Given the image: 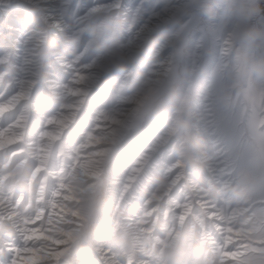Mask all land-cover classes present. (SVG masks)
<instances>
[{
  "label": "snow or ice",
  "instance_id": "snow-or-ice-1",
  "mask_svg": "<svg viewBox=\"0 0 264 264\" xmlns=\"http://www.w3.org/2000/svg\"><path fill=\"white\" fill-rule=\"evenodd\" d=\"M29 2L26 75L15 90L8 79L14 66L0 59V65L5 66L0 73V255L11 251V264H65L69 259L71 264H164L162 250L180 229L191 226L199 239L210 245L208 258L213 264L264 260V82L254 71L238 79L246 64L236 53L240 42L232 18L223 15L222 69L227 70L228 90L246 116L249 140L244 163L255 179L252 195L244 200L235 198L233 188L240 175L234 185L224 183L219 194L200 185L199 173L178 152L191 135L190 129L180 127L185 119L181 106L171 109L169 126L135 161L117 199L110 201L108 169L115 146L128 130L152 116L151 109L166 101L177 83L176 60L185 26L170 36L163 33L189 10L204 9V2L152 0L154 11L145 22L123 16L120 0H107L83 15L71 16L68 9L72 0ZM75 3L79 10L85 0ZM24 8L23 0L16 4L17 19L23 17ZM123 33L129 34L126 41ZM66 37L76 38L77 43L69 52L57 51L52 56L72 72L71 80L63 86L60 110L33 130L25 102L36 83L44 79L38 51L50 39L63 42ZM14 38V28L0 33V45L10 47ZM153 38L158 39L157 47L154 53L145 54L143 63L150 78L147 86L138 88L118 110L97 113L93 128L73 144L70 138L92 85L106 73V61L117 43L132 64L139 62L138 49ZM261 55L264 50L251 52L254 60ZM88 57L91 59L85 62ZM241 83L244 91L238 86ZM167 146L179 158L169 167L167 180L148 192L142 181L150 179L146 176L149 162ZM197 160L207 165L208 157L197 155ZM177 191L186 194L183 202L173 198ZM229 194L226 206L220 207L217 197ZM141 196L142 207L137 212L136 200ZM129 228L133 229L131 244L112 243L113 236ZM15 232L21 234L23 247L8 246L5 237Z\"/></svg>",
  "mask_w": 264,
  "mask_h": 264
},
{
  "label": "rangeland",
  "instance_id": "rangeland-1",
  "mask_svg": "<svg viewBox=\"0 0 264 264\" xmlns=\"http://www.w3.org/2000/svg\"><path fill=\"white\" fill-rule=\"evenodd\" d=\"M95 2L96 0H85L84 5L77 10L75 0H72V5L68 9L69 16L73 13L83 15L92 5L96 6L97 4L107 2V0L99 3ZM211 2L215 5V14L208 13L204 9L189 10L183 18L169 25L163 35L170 36L182 26H185L183 40L181 42V52L176 60V103L182 101L187 102L185 107V119L188 120L191 125L190 132L192 135L196 133L195 130L198 129L196 126H193L192 109H202L205 107L202 106L203 104H207V101L211 102L210 107L212 110L205 111V115L208 112L214 114L209 117L214 120L208 124V129H211L209 130L210 133L219 132L215 135L211 134L214 138L210 140L205 137L203 133V135L199 137L203 138L205 145L213 149V152L216 150L220 151L226 146L223 150V154L226 151L227 154L222 157L223 163L221 167L226 169L229 173L226 175L224 182L229 180L228 183L234 185L241 173L237 165V159L241 151L245 150L243 147H245L247 143L245 140L249 134L246 133L244 128L242 130H237L236 121H233V115L241 104L237 103L234 98L233 102L225 104L222 99L230 83L227 70L222 69V64L225 62V57L222 55V48L226 34L224 27L226 22L223 18V10L219 7V4H216L215 0H211ZM16 4L15 0H0V33L7 31L8 29L6 28L10 24L18 26L23 32H28V27L26 26L27 18L31 12L32 6L30 4H24L23 17L17 19L15 13ZM152 11H154L152 0H123L120 8L121 14L127 19L131 20L137 17L140 22H145V18L148 17ZM252 25L264 28V12L253 18ZM50 35L52 34L50 33ZM159 35L158 33L157 38H159ZM128 36V33H123V40L126 41ZM25 39L27 40V35ZM14 45V42L10 47L0 45V59L3 58L7 64L13 66L14 60L16 59V47ZM168 51L169 53L171 52V50ZM90 59V57L86 58L85 62H88ZM60 64L61 63L58 62L55 57L51 56L44 62V72L46 76H55L56 79L59 80V84L63 86L71 80L72 72L65 67L64 64ZM4 71L5 66L3 65L0 67V73ZM47 72L50 73L47 74ZM25 75L26 74L23 76ZM144 75L145 68L142 62L130 64L128 69L122 73L115 72V74H105L101 83H99L101 95L98 97L96 91H94L98 90L97 88L88 95L87 104L81 113V119L78 121L76 130L70 138L71 142L75 144L82 141L84 133L93 128L96 113H91L92 111L104 109L105 111L111 112L115 111L116 108H120L124 100L133 95L138 89ZM46 76H44V79L38 81L39 83L36 89L32 92V97L25 102L30 113V124L33 130H38L39 125L46 117L56 114L61 108L58 98L60 95L57 96L56 94H52L55 91H52L46 86L47 84L44 82ZM114 78L115 82L113 81ZM8 79L13 82L12 90H15L17 82L22 78H20L19 72L14 68L8 76ZM106 79L108 80L106 81ZM106 84H108V86H106ZM196 93H201L203 96L200 98L205 101L203 104H200V106L196 105V99L198 98V96L194 95ZM204 98H207V100H204ZM38 105H41L46 113L37 115ZM171 116L172 111L170 110L166 115H152L143 119L135 127L128 130L120 143L115 146L113 159L108 169L110 201H115L117 199L120 188L126 180L130 169L134 166L135 161L148 152L149 148L154 145L158 137L163 134L171 122ZM35 120L38 122H35ZM245 122L246 116L242 111L238 124L240 126L241 123ZM218 138H221V141L224 139L225 142H223L221 147L219 146L216 148L213 146L214 142L212 141ZM178 158V153L174 152L171 146L164 147L153 154L149 162V167L146 170V176L150 179L142 181L148 192L153 191L159 182L167 180L168 169ZM198 178L205 189H210L214 192H219L224 184H216V181H214L215 178L210 177L209 174L206 175L205 171L200 173ZM256 195H259V193ZM173 197L179 202H183L186 194L177 191L173 194ZM230 198V194L227 197L219 195L217 197L218 205L220 207H225ZM142 200V196L136 200L137 212L141 210ZM9 237L16 241L14 246L23 247V245L20 244L23 243V239L19 232H15ZM0 260L7 264H11V251L6 250L0 255ZM65 264H71V260H67Z\"/></svg>",
  "mask_w": 264,
  "mask_h": 264
},
{
  "label": "clouds",
  "instance_id": "clouds-1",
  "mask_svg": "<svg viewBox=\"0 0 264 264\" xmlns=\"http://www.w3.org/2000/svg\"><path fill=\"white\" fill-rule=\"evenodd\" d=\"M204 10L208 13L215 14V5L211 0H203ZM216 4L224 5L222 8L223 15L232 18V23L235 25L237 38L240 46L237 47V56L241 58L246 64L243 72L239 74L238 79L243 80L250 72H255L259 81L264 82V55L253 59L251 56L252 50H264V28L255 27L252 25V20L257 15L264 12V0H215ZM121 30L123 28V21H120ZM95 32V29H93ZM77 43L76 38L66 37L63 42L59 40H49L45 46L38 51V55L43 61L41 66V73L46 76L44 72V62L51 57L54 52H69L73 45ZM158 44V39H149L146 44L138 49L139 62L145 61L146 53H154ZM127 52L121 50L119 42L114 47L111 53V58L106 61V73L110 72H124L128 69L130 63ZM150 78L144 75L138 88L146 87ZM241 91L245 90L244 85H238ZM177 90L174 87L167 96L166 101L159 102L151 109L152 115L163 116L166 115L173 107H186V101L176 103ZM225 104L233 102V95L231 91L226 89L223 97ZM182 129H190L191 125L188 120L180 121ZM181 155L189 165L197 173H202L206 167L203 161L197 160V155L207 156L206 145L203 138L199 136L190 135L185 138V143L178 149ZM255 179L253 174L244 170L240 173V180L234 186L233 193L237 200H244L249 198L253 193V186ZM215 194H219L216 192ZM92 199H95L94 197ZM86 201V206H87ZM104 210H106V205ZM92 231L98 232V229ZM102 238L103 233H99ZM133 229L129 228L126 232L112 237V243L115 245H129L133 242ZM210 245L201 241L198 232L191 226H186L179 230L178 234L168 242L166 248L162 250L164 257V264H213L212 260L208 258ZM254 264H264V260L254 261Z\"/></svg>",
  "mask_w": 264,
  "mask_h": 264
},
{
  "label": "bare ground",
  "instance_id": "bare-ground-1",
  "mask_svg": "<svg viewBox=\"0 0 264 264\" xmlns=\"http://www.w3.org/2000/svg\"><path fill=\"white\" fill-rule=\"evenodd\" d=\"M16 3H20L21 0H15ZM101 1H105V0H96L95 3H99ZM122 1L123 0H120V4L122 5ZM23 3L24 4H30L31 3L29 2V0H23ZM92 3V2H91ZM90 3V4H91ZM91 7H94L93 5ZM90 8V7H89ZM88 10V9H87ZM86 10V11H87ZM14 28V31H15V38H14V43H15V47H16V59L14 60V68L19 72V75H20V78H23L25 76H23L24 74H26L24 71H23V68H24V64H25V42H26V39H25V34L26 32H23L21 29L18 28V26L16 25H12L10 24L6 29H13ZM22 32V33H21ZM176 32V31H175ZM3 59V58H1ZM58 62H60L62 65L63 63L61 61L58 60ZM3 65H0V67H2ZM66 67V66H65ZM50 72H47V74H49ZM105 74L107 73H104L100 76H98L95 80V82L93 83L92 85V88L90 90V93L94 90V89H98V90H94L96 91V94L97 96L99 97V95H101V88L99 89V83H101V80L102 78L105 76ZM109 74H115V72H110ZM51 75V74H50ZM61 78V77H60ZM64 78V77H63ZM62 78V79H63ZM108 79H106L107 81ZM113 81L115 82V78L113 79ZM47 85V87L49 89H51L52 91H55L53 92L52 94H56L57 96H59V103L62 104V101L60 99V97L62 96L63 94V86L59 84V80L56 79L55 76H46L45 77V81H44ZM39 82L36 83V85L34 86L32 92L36 89L37 85H38ZM106 86H108V84H106ZM204 88V87H203ZM32 92H31V95L29 98L32 97ZM89 93V94H90ZM134 94V93H133ZM195 96H198V98L196 99L197 101V106H200V104H203L205 101L201 100V93H196L194 94ZM132 96V95H131ZM129 96V97H131ZM127 97L125 100H124V103L125 101L129 98ZM204 100H207V98H204ZM208 103L207 104H203L202 106H205L204 108H200V109H192L191 113H192V120H194V124L193 126H196V128L198 129H194L196 131V133H193L192 135L193 136H202L204 134L205 137H207L209 140L210 139H213L214 137L211 136V134L215 135L217 134V132H211L209 130L211 129H208L209 128V125L214 119H210L209 117L214 115L213 113L211 112H208L206 115H205V111H210L212 110V108L210 107L211 105V102L207 101ZM124 103L122 104L121 107L124 106ZM120 107V108H121ZM95 109V108H93ZM119 108H116L115 110H118ZM38 112L36 113L37 115H39L40 113H46V111L43 110V107L41 105H38V108H37ZM101 111H105L104 109H101V110H96V111H92L91 113H99ZM241 115H242V106L239 105L238 108L236 109V112L235 114L233 115V121L235 122L236 121V124H237V127L238 129L237 130H242L243 128L246 130V133H248V128H247V123H241V125L239 126L238 124V120H240L241 118ZM41 117V116H39ZM35 122H38L35 120ZM212 126V125H210ZM203 133V134H202ZM221 139V138H220ZM219 138L217 140H213L212 142H214V147H221L223 145V142H225V140L223 139L222 141L220 140ZM248 140H249V136H247L245 142L246 145L245 147H243V149L246 150V147H247V144H248ZM226 148V146H224L220 151L219 150H216L215 152H213L212 150L213 149H210L209 146L207 145L206 146V151H207V157H208V160H207V165L205 167V169L203 171H205L206 175L209 174L210 177H214V181H216L215 183L218 184V183H228L229 180H227L226 182H224V179L226 177V175L229 173L226 171V169L222 168L221 167V164L223 163V160H222V157L227 154V151L223 154V150ZM150 149V148H149ZM161 150V149H160ZM245 150L241 151V153L239 154L238 156V159H237V165L239 167V169L242 171L246 170V164L244 163V160H245ZM159 151V150H158ZM171 166V165H170ZM228 170V169H227ZM230 179V178H229ZM198 180L200 181V179L198 178ZM213 181V182H214ZM200 183V182H199ZM200 185L203 187V185L200 183ZM204 188V187H203ZM210 190V189H209ZM174 199H176L175 197H173ZM7 244L9 245V247H12L15 245L16 241L11 238V237H7L5 238ZM21 245L24 244V241L23 243H20ZM0 264H7L6 262H2L0 260Z\"/></svg>",
  "mask_w": 264,
  "mask_h": 264
}]
</instances>
